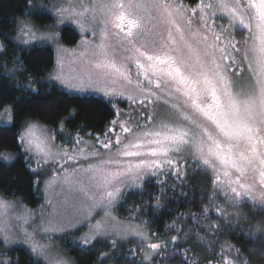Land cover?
I'll list each match as a JSON object with an SVG mask.
<instances>
[{
	"label": "snow or ice",
	"instance_id": "6c2138e0",
	"mask_svg": "<svg viewBox=\"0 0 264 264\" xmlns=\"http://www.w3.org/2000/svg\"><path fill=\"white\" fill-rule=\"evenodd\" d=\"M67 2V7H55L57 22L73 20L93 37L97 32L89 25H98L100 42L93 46L83 40L84 50L72 53L89 68L79 76L66 74L69 50L57 48L51 79L70 90L102 93L109 98L117 119L110 122L103 140L89 133L96 141L91 143L77 133L59 144L47 126L24 121L16 137L26 161H31L27 163L29 170L36 177L51 173L46 187L58 182L81 198L79 206L66 199L63 211L53 207L47 215L40 212L38 216L31 212L10 216L8 209L13 205L0 198V264H19L18 258L13 261L3 256V251L16 244L28 246L26 251L34 264H71L51 243L54 238L71 240L77 231L88 228L76 243L92 244L110 230L102 220L93 223L95 208H102L105 216L111 217L115 204L132 190L143 189L146 176L171 174L183 183L192 165L201 173L212 174L209 203L202 206L199 216L188 214L194 225L188 231L199 242H206L197 230L201 225L206 235L224 231L218 223H203L211 221L210 210L225 225L233 229L239 225L238 218L228 219L230 214L214 203L217 191L232 207L250 201L253 207L259 205L264 210V0H199L195 28L197 9L189 10L183 0ZM35 7L28 0L23 18H16L15 41L23 45L58 42L55 31L42 32L33 23L30 17ZM217 12L227 18V25L217 23ZM153 21L165 26L166 35L156 33L158 38L149 41L147 24ZM152 27L157 24L152 23ZM240 29L248 35L241 32L237 40ZM3 49L0 42V51ZM117 51L122 54L117 56ZM31 83L26 90L35 91ZM113 101H124L128 111ZM0 118L11 123V107H4ZM60 124L63 132V122ZM154 198L159 207V197ZM47 205L51 207L52 201ZM145 223L123 225L121 239L131 235L148 240L141 226ZM170 227L176 229V236L147 245L160 259L167 258L169 243L175 245L183 231L175 222ZM256 230L264 234L260 226ZM184 235L188 237V233ZM225 245L234 249L237 258L243 257L241 249ZM177 254L174 247L172 255ZM151 258L145 254L146 260ZM184 258L188 264L187 250ZM218 264H236V260L221 256ZM243 264H248L246 258Z\"/></svg>",
	"mask_w": 264,
	"mask_h": 264
},
{
	"label": "trees",
	"instance_id": "16d2710c",
	"mask_svg": "<svg viewBox=\"0 0 264 264\" xmlns=\"http://www.w3.org/2000/svg\"><path fill=\"white\" fill-rule=\"evenodd\" d=\"M37 1L31 0V3L35 5ZM198 2L183 0L189 10L198 11ZM27 8L28 0H0V42L4 44L3 51H0V112L4 107L11 106L14 115L10 126L0 125V155L5 152L12 155L9 162L0 159V195L6 199L20 200L27 207L37 209L42 204V196L40 183H34V180H41L42 176L36 177L29 170L27 163L31 161H26L17 144L16 133L21 130L24 121H38L47 126L54 132L59 144L64 138L77 133L87 140L95 141L89 133L103 140L110 122L117 116L109 100L93 95L72 94L56 84L44 82L55 66L54 49L48 45L23 47L14 41L15 20L23 18ZM30 18L39 26L51 25L53 22V17L41 10H32ZM60 35L65 46L74 45L78 37V33L69 26L61 28ZM30 81L37 87L35 91L26 90ZM113 103L124 112L128 111L124 101ZM211 175L199 172L192 165L183 183L171 174L150 178L143 183L142 190H132L117 205L116 213L121 219L140 224L141 221L146 222L142 225L157 243L169 241L178 234L175 228L170 227L174 222L183 227L175 245L169 243L166 259L158 258L157 254L151 262H146L142 245L135 241L113 245L112 242L99 240L88 247L78 246L74 239L77 234L71 240L66 237L63 248L74 264H185L186 250L188 264H209V259L212 264H218L221 256L242 262L246 258L248 264H264V234H255L257 226L264 230V210L259 205L253 207L250 201L232 207L217 191L214 203L230 214L228 219L238 218L239 225L235 229L225 225L224 220L210 210L211 221L203 223H218L224 231L215 236L206 235L203 226H199L197 230L205 235L206 242H199L194 233H189V227L194 225L188 214L199 216L202 206L208 204V198L213 195ZM154 197H159V207ZM185 233H188L187 238ZM225 242L241 249L243 257L237 258L234 249H228ZM222 245H225L223 251ZM174 247L179 254L172 255ZM7 254L13 261L18 258L19 264H34L24 248H12Z\"/></svg>",
	"mask_w": 264,
	"mask_h": 264
},
{
	"label": "rangeland",
	"instance_id": "374dc122",
	"mask_svg": "<svg viewBox=\"0 0 264 264\" xmlns=\"http://www.w3.org/2000/svg\"><path fill=\"white\" fill-rule=\"evenodd\" d=\"M71 2L76 3L77 0H71ZM83 2L84 3H90L91 0H83ZM145 2L151 3V0H145ZM170 2H174V0H170ZM206 2H207V0H206ZM35 5H36V7L33 8L32 10L45 11L53 17V22L51 23V25H47V26L46 25L45 26L35 25V26L37 28H39L42 32H45V33H47L48 30L51 28L53 31H55L58 34L59 41L58 42H47V43L41 42V41H36L30 45H48V46H51L55 51V56L57 55V52H56L57 48L63 47V48L68 49L69 53L66 57V65H65L66 74L72 75V76H79V75L86 74L89 71V68L87 67V65L84 62L73 57L72 53L73 52L80 53L81 51L84 50V45L82 44L83 40L89 41V44L93 45V46L95 44H98L100 42L99 41V26L98 25L97 26L89 25L90 28H93V30H95L97 32V36L93 37L92 35H90L89 32H82L80 30L79 26L73 20L65 19V21L63 23H58L57 18L55 16V7L56 6L67 7L68 6L67 0H38ZM189 14H190V12H189ZM199 15H200V13L198 10L197 15L195 17H193V28H195L198 25ZM216 19H217L218 24L227 25V23H228L227 18H221V14L219 12H217ZM152 23H156L157 27L153 28ZM152 23L147 24V28L150 29V31L146 35L147 40L151 41L153 38H158V37H156V33H164V35H166V32L164 31L165 26L162 23H159L157 21H153ZM66 26L73 28L78 33L77 41L74 45L65 46L61 42L60 30H61V28L66 27ZM217 30L219 31V29H217ZM239 31L244 32L245 36L248 35L247 31L244 29H240ZM235 38L237 40L241 39V33H239V35L236 33ZM14 41H15V39H14ZM15 43L18 44L16 41H15ZM112 43H115V41H112ZM18 45L23 46V47L30 46V45H23V44H18ZM121 54L122 53L120 51H117V56H119ZM73 59L76 60L75 63L71 62ZM55 62H56V60H55ZM53 74H54V72L52 71L51 74L47 77V79L44 82L56 84L57 86L61 87L62 89L66 90L72 94L93 95L96 97H100V98L109 100V98L104 97V95L102 93L97 92L95 90L74 91V90L67 89L62 84H60L58 81L51 79ZM27 87H29V84L27 85ZM31 88L35 89V90L37 89V87L35 85H33V83H31ZM7 107H11V106H7ZM11 124H12V122L8 123L6 121V118H0V125L10 126ZM115 132L118 133L119 129L116 128ZM85 140H87V139H85ZM88 141H90L91 143L96 142L93 140H88ZM56 143H57V140H56ZM69 147H71V146H69ZM0 159L3 161L9 162L12 159V155L8 154V152H5V153L0 155ZM33 166H34V168L36 167V165L34 163H33ZM150 178H154V177L146 176L144 182ZM50 179H51V173H49L47 175H43L41 177L39 190H40V193L42 196V204L37 209H32V208L27 207L20 200L6 199L0 195V198H2L3 200H5L7 202H10L13 205V207L8 209L9 215L10 216L25 215L28 212L36 214L37 216L39 215L40 212H44L45 215H47L48 212H50L53 207L60 210V211H63L62 206H63L66 199L71 201L72 203L77 204V206H79V200L81 198V194H79L77 192L70 191L66 185H62L58 182H53L50 187H46L45 181H48ZM90 192L95 193L97 196L99 195L98 191L95 188H90ZM48 200L52 201L51 207L47 205ZM118 204H119V202L117 204H115V206L112 208L111 217L105 216L104 210L102 208L97 207L93 210V215H92L93 223H95L96 220H102L105 224L109 225V229H110L109 233L106 236L100 237L96 241L106 240V241L112 242L113 240H115L116 243L130 242V241L138 242L143 247L141 250H142L144 256H145V254H147V255L152 257L151 260L145 259V261L151 262L157 256L158 253L150 252L147 245L149 243H157V241L155 240L154 236L151 235L149 233V231L143 225H141V226H142L145 234L149 237L148 240H142L138 237L131 236V235L128 236L126 239H121V233L124 230L122 227L123 225H125V224L135 225V224H140V223L132 221V220L121 219L116 213V207ZM42 206H44V207H42ZM13 222L15 223V221H13ZM29 231H31L30 228H29ZM87 232H88V228H83V231H77L75 233V234H77V236L74 237L75 241L78 242L80 237L83 236ZM255 234H261V232H257V230H255ZM56 235L58 236L59 234H56ZM65 240H66V237L63 240L54 238L51 241V243L54 246H56V250H58L59 252H61L64 255L65 259L69 260L71 262V264H74L72 259L68 256L67 251L63 248V244H64ZM96 241H93V243H95ZM181 242H182V240H181ZM92 244H89V245H92ZM89 245H86V246L80 245V246L88 247ZM16 247L27 249L28 246L23 245V244H16V245H10L9 246L10 249L16 248ZM7 251H3V256L5 259L11 260V258L7 254ZM233 260H235V259H233ZM236 264H243V262L236 260Z\"/></svg>",
	"mask_w": 264,
	"mask_h": 264
}]
</instances>
